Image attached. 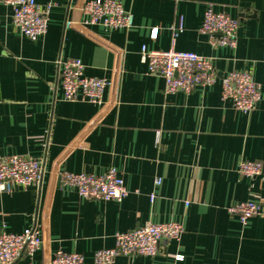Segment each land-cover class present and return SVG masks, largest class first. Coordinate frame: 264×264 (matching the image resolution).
<instances>
[{"label": "crops", "instance_id": "obj_1", "mask_svg": "<svg viewBox=\"0 0 264 264\" xmlns=\"http://www.w3.org/2000/svg\"><path fill=\"white\" fill-rule=\"evenodd\" d=\"M36 1L53 4L37 41L0 3V156L44 161L40 184L0 194V234L37 227L43 237L39 251L15 264H51L59 251L93 264L117 233L147 222L181 223L182 238L162 243L155 257L114 264H264V213L243 225L229 212L248 201L264 210V0H118L133 16L129 31L85 24L89 0ZM210 5L239 21L235 49L214 47L200 32ZM143 46L210 57L218 81L168 95L164 79L148 73ZM71 58L86 76L109 81L101 104L64 99L59 62ZM232 71H251L261 86L263 98L248 114L222 97L221 79ZM245 160L260 162L261 175H241ZM111 169L129 191L121 202L83 199L60 184L63 171Z\"/></svg>", "mask_w": 264, "mask_h": 264}, {"label": "built area", "instance_id": "obj_2", "mask_svg": "<svg viewBox=\"0 0 264 264\" xmlns=\"http://www.w3.org/2000/svg\"><path fill=\"white\" fill-rule=\"evenodd\" d=\"M13 10L14 26L31 41H37L48 31V20L53 8L52 3L41 5L36 0H0ZM82 13L85 24L100 25L115 30L129 31L134 20L118 0H89L83 4ZM70 25V24H68ZM239 21L227 13H218L210 5L205 11L200 32L210 37L214 47L235 49L238 45ZM158 28L152 30L151 37L156 39ZM183 31V25L174 29V41ZM141 59L148 66V73L164 79L165 93L191 94L197 88L210 87L218 81L214 59L193 52L141 49ZM85 66L78 58L59 62V82L68 102L88 101L95 104L103 102L104 91L110 85L107 79L88 77ZM222 97L230 100L237 111L252 112L263 98L261 86L255 81L251 71H232L224 75ZM238 171L247 178L260 176L262 164L258 161H242ZM44 161L30 156H0V194L12 193L17 188L28 189L41 183ZM62 187L75 189L79 197L89 200L121 202L129 195L124 180L115 169L96 176L86 173L63 171L59 175ZM161 181L157 180L156 185ZM151 195V200L155 199ZM231 215L240 223L248 221L264 210L260 203L241 202L229 208ZM184 227L178 222H147L127 233L115 235V246L99 250L94 254L93 264H114L118 257H155L161 244L179 241ZM43 245V237L37 227L26 229L22 234L3 232L0 234V264H15L23 257H32ZM178 255V261L183 260ZM34 264V263H30ZM51 264H85V258L78 253L59 251Z\"/></svg>", "mask_w": 264, "mask_h": 264}]
</instances>
